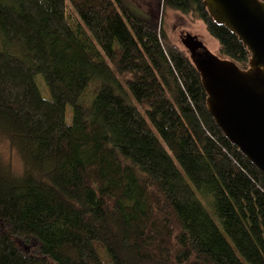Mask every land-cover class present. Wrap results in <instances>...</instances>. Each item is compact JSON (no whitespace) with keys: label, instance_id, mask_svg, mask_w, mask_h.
<instances>
[{"label":"trees","instance_id":"obj_1","mask_svg":"<svg viewBox=\"0 0 264 264\" xmlns=\"http://www.w3.org/2000/svg\"><path fill=\"white\" fill-rule=\"evenodd\" d=\"M159 3L248 68L204 0ZM0 264H264V174L190 54L127 0H0Z\"/></svg>","mask_w":264,"mask_h":264},{"label":"water","instance_id":"obj_2","mask_svg":"<svg viewBox=\"0 0 264 264\" xmlns=\"http://www.w3.org/2000/svg\"><path fill=\"white\" fill-rule=\"evenodd\" d=\"M204 5L249 51L248 68L220 58L197 36L187 34L183 43L201 75L215 123L264 174V0H204Z\"/></svg>","mask_w":264,"mask_h":264},{"label":"rangeland","instance_id":"obj_3","mask_svg":"<svg viewBox=\"0 0 264 264\" xmlns=\"http://www.w3.org/2000/svg\"><path fill=\"white\" fill-rule=\"evenodd\" d=\"M136 9L139 15L147 18L159 30L163 28L171 41L181 49L188 51L183 43V39L187 34L197 36L208 49L216 55H219L220 44L214 39L202 20L194 18L193 16L183 15L174 10H163L162 4L159 0H127ZM189 52V51H188ZM36 82L46 98H50L45 88V82L41 75L36 76ZM45 90V93L43 92ZM69 112L71 108L69 107ZM71 122V121H68ZM1 156L4 164H10L16 175L23 170L22 161L15 150H12L7 142L1 144ZM21 249L24 253L30 254L33 251L36 240L26 242L24 238H20Z\"/></svg>","mask_w":264,"mask_h":264}]
</instances>
